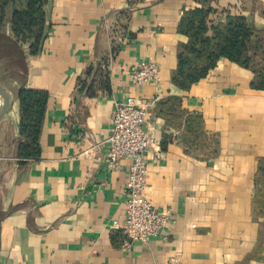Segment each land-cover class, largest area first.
Here are the masks:
<instances>
[{"label": "crops", "instance_id": "obj_1", "mask_svg": "<svg viewBox=\"0 0 264 264\" xmlns=\"http://www.w3.org/2000/svg\"><path fill=\"white\" fill-rule=\"evenodd\" d=\"M204 3L211 23L240 15L264 36V0H48L47 37L25 50L0 119V264H264V88L225 58L188 89L171 81L188 41L179 21ZM142 60L158 79L135 85ZM20 87L48 93L36 159L17 154ZM131 97L161 151L143 156L145 195L170 215L145 242L120 228L129 159L108 167L112 112Z\"/></svg>", "mask_w": 264, "mask_h": 264}, {"label": "trees", "instance_id": "obj_2", "mask_svg": "<svg viewBox=\"0 0 264 264\" xmlns=\"http://www.w3.org/2000/svg\"><path fill=\"white\" fill-rule=\"evenodd\" d=\"M47 2L48 0H0V37L5 46L8 43L9 47L20 51L21 67L25 50L30 56L37 55L47 37L48 23L44 11ZM212 12L213 9L204 3L182 15L178 30L188 37V41L178 49L172 83L180 89H188L204 78L219 59L225 58L251 69L253 77L250 87L263 89L264 36L240 15L227 14L224 21L211 23L208 16ZM6 26L10 27V36L5 35ZM19 44L26 45V49H19ZM16 99L19 104V136L24 138L17 146L18 157L24 160L36 159L41 153L39 136L48 93L20 87L16 92ZM258 184L255 203L264 216V203L258 208L256 199L264 186L263 170H260Z\"/></svg>", "mask_w": 264, "mask_h": 264}, {"label": "built area", "instance_id": "obj_3", "mask_svg": "<svg viewBox=\"0 0 264 264\" xmlns=\"http://www.w3.org/2000/svg\"><path fill=\"white\" fill-rule=\"evenodd\" d=\"M158 72L159 66L155 61L142 60L132 71V83L155 82ZM146 117L147 104L134 97L117 103L111 116L112 131L107 139L109 168L116 169L122 158L129 159L125 219L120 228L128 239L141 242L158 235L170 218L167 211L155 208L145 195L148 166L143 156L152 147V158H161L156 140L143 128Z\"/></svg>", "mask_w": 264, "mask_h": 264}, {"label": "rangeland", "instance_id": "obj_4", "mask_svg": "<svg viewBox=\"0 0 264 264\" xmlns=\"http://www.w3.org/2000/svg\"><path fill=\"white\" fill-rule=\"evenodd\" d=\"M6 15H9V9H7ZM3 40L0 37V83L7 88H10L13 80L21 78V74L18 72L21 68L20 51L9 47L8 43L5 46ZM26 45L19 44L17 47L24 49ZM258 58V57H257ZM255 58V59H257ZM257 206L260 208L264 203V186L257 195Z\"/></svg>", "mask_w": 264, "mask_h": 264}, {"label": "water", "instance_id": "obj_5", "mask_svg": "<svg viewBox=\"0 0 264 264\" xmlns=\"http://www.w3.org/2000/svg\"><path fill=\"white\" fill-rule=\"evenodd\" d=\"M0 95L2 97V102L0 105V119L4 114L8 112L11 107L14 95L12 91L9 92L8 88L0 83Z\"/></svg>", "mask_w": 264, "mask_h": 264}, {"label": "bare ground", "instance_id": "obj_6", "mask_svg": "<svg viewBox=\"0 0 264 264\" xmlns=\"http://www.w3.org/2000/svg\"><path fill=\"white\" fill-rule=\"evenodd\" d=\"M7 88V87H6ZM8 90H9V92L11 91V89L10 88H8Z\"/></svg>", "mask_w": 264, "mask_h": 264}]
</instances>
